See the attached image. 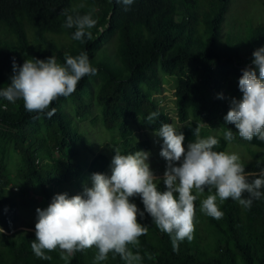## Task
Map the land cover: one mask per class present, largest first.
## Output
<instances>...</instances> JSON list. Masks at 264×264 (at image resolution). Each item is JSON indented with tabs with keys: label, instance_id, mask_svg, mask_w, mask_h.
Here are the masks:
<instances>
[{
	"label": "trees",
	"instance_id": "trees-1",
	"mask_svg": "<svg viewBox=\"0 0 264 264\" xmlns=\"http://www.w3.org/2000/svg\"><path fill=\"white\" fill-rule=\"evenodd\" d=\"M90 12L97 20L90 29L92 39L74 40L75 28L63 27L67 16L76 18ZM260 47H264V0H134L127 11L118 0H0V89L7 87L14 75L13 59L22 66L26 59L54 55L64 64L65 54L84 52L98 69L96 75L85 76L73 94L50 105L49 110L56 109L51 118L45 114L33 119L35 114L25 110L22 100L12 103L3 97L0 118L18 129L10 134L25 149L29 176L40 183L50 204L54 196L49 181L35 165L34 140L42 145L49 134L53 144L69 155L74 142L85 140L76 128L77 116L100 109L106 128L120 129L121 154L148 151L151 141L138 140L135 127L156 130L170 123L154 97L164 80L160 72L177 77L176 107L184 123L179 130L185 135L184 145L195 141L194 129L204 119L215 126L222 121L224 133H234L235 126L225 124L224 117L231 99L241 92L243 70L251 66L253 53ZM221 93L223 99L218 98ZM93 99L98 108L93 107ZM203 133L200 127V136ZM215 138L219 143L214 150L228 152L230 142L224 135ZM241 139L248 152L238 155L249 178H256L264 171V141ZM112 159L99 152L86 163L87 170L105 174ZM5 171L3 155L0 264H95V248L76 252L68 262L60 258L59 250L47 253L51 260L36 257L31 248L35 223L23 220L20 200L6 188ZM156 175L163 177L164 173ZM158 187L166 190L163 180ZM208 194L205 189L195 201L194 238L181 242L178 252L170 237L155 226L142 199L130 198L144 212L138 220L148 228L139 247L132 248L141 255L140 264H264V196L254 200L250 209L231 198L222 203L217 199L224 213L217 220L200 210ZM100 264L125 261L109 253Z\"/></svg>",
	"mask_w": 264,
	"mask_h": 264
},
{
	"label": "clouds",
	"instance_id": "clouds-1",
	"mask_svg": "<svg viewBox=\"0 0 264 264\" xmlns=\"http://www.w3.org/2000/svg\"><path fill=\"white\" fill-rule=\"evenodd\" d=\"M118 3L127 11L134 0ZM96 24L90 12L76 18L68 15L63 27L75 28L72 38L83 41L85 37L92 39L90 29ZM253 57L239 79L243 96L231 99L224 120L234 125L244 140L255 137L264 141V47L256 49ZM65 60L64 64L58 63L53 55L26 59L21 66L13 59L14 75L8 86L0 89V97L12 103L22 100L25 110L35 114L33 119L45 114L51 118L56 109L49 108L55 100L70 96L85 76L98 73L84 52L65 54ZM218 98L223 99V94ZM154 134L163 139L160 155L167 161L163 177L151 169L149 152L138 150L124 155L114 148L110 176L94 173L92 186L86 187L83 195L57 194L47 208H37L31 244L36 257L51 260L47 253L59 250L60 258L68 262L76 252L95 248V264L107 260L109 253L118 255L125 264H140L142 257L132 248L139 247L140 237L147 234L148 228L138 220L144 212L130 198L142 199L155 226L170 237L173 250L178 252L181 242L194 238L195 201L205 189L209 194L201 201L200 210L217 220L224 215L217 199L222 203L231 198L250 209L254 200L264 196V171L250 179L239 155L215 151L218 139L201 138L199 125L194 129L196 139L187 150L184 133L171 123L163 124ZM224 139L231 142L233 132L226 131ZM161 180L166 186L164 191L158 187Z\"/></svg>",
	"mask_w": 264,
	"mask_h": 264
},
{
	"label": "rangeland",
	"instance_id": "rangeland-1",
	"mask_svg": "<svg viewBox=\"0 0 264 264\" xmlns=\"http://www.w3.org/2000/svg\"><path fill=\"white\" fill-rule=\"evenodd\" d=\"M160 72V71H159ZM164 78L161 88L154 94L159 106L165 110L170 117V123L177 129L184 125L179 120L178 110L176 107L175 85L176 76L159 73ZM233 86L230 88L232 89ZM243 93L239 92L236 98H242ZM93 107L97 102L92 100ZM67 105V103H66ZM98 108V106H96ZM100 109H93L83 116H77L76 128L85 140L77 141L69 149V155H66L57 146L53 144L52 137L47 134L46 141L40 145L35 140L32 143V149L36 150L35 165L38 170L42 171L45 179L49 181L48 186L51 188L53 196L60 193H67L74 196L84 194L86 187L92 186V173L87 170L86 163L99 152H105L113 158L115 149L120 152L124 150V145L120 139V129L108 130L101 120ZM215 126L204 119L200 127L204 129L201 138L215 137L224 135L223 122ZM135 136L138 140L149 139L151 148L146 151L150 153L149 163L155 174L164 173L167 161L160 155L163 147V139L156 136L155 130L148 128L135 127ZM14 130L0 118V156H5L6 171L5 175L9 182L6 186L8 191L20 200L22 218L25 222H37V208H47L49 202L42 191L40 183L33 177L29 176L26 165V151L10 134ZM234 139L230 142L229 153L244 154L248 152V146L240 138L238 131L233 133ZM49 144V146H47ZM187 150L188 145H184ZM179 163V162H178ZM80 174L77 175L76 173ZM112 172V163L105 172L110 176ZM161 176V175H157Z\"/></svg>",
	"mask_w": 264,
	"mask_h": 264
}]
</instances>
